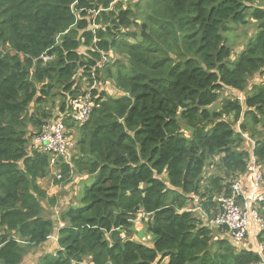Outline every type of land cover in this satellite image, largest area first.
Wrapping results in <instances>:
<instances>
[{"label":"trees","instance_id":"trees-1","mask_svg":"<svg viewBox=\"0 0 264 264\" xmlns=\"http://www.w3.org/2000/svg\"><path fill=\"white\" fill-rule=\"evenodd\" d=\"M142 1L0 0V264H21L50 240L57 249L37 264H258L254 247L208 218L252 154L264 171V80L249 84L264 73V9L255 0H145L142 10ZM249 20L257 31L234 57L224 34ZM44 52L55 59L42 66ZM92 74L102 83L92 111L82 124L66 121L75 147L54 164L63 181L73 169L94 179L56 219L38 184L51 159L33 139ZM216 156L221 172L205 177ZM143 213L150 245L132 239ZM258 239L264 245V229Z\"/></svg>","mask_w":264,"mask_h":264},{"label":"built area","instance_id":"built-area-1","mask_svg":"<svg viewBox=\"0 0 264 264\" xmlns=\"http://www.w3.org/2000/svg\"><path fill=\"white\" fill-rule=\"evenodd\" d=\"M94 14H96V11ZM92 27L95 28L96 25L92 24ZM59 36L56 37V40ZM106 58L108 57L102 53L101 61L97 64L98 68L107 60ZM54 59L53 54L44 52L37 60L40 61L42 66H45ZM93 70H95V67H92L91 71ZM79 83L82 90L69 100L68 111L54 120L44 121L33 139L35 145L41 147L40 149L47 155H51L49 156L51 157L49 173H51L50 170H53L51 166L54 165L55 160L60 158L63 162H67L68 151L74 146L75 141L70 140V136H68L70 132L66 127V121L69 120L75 125L84 123L89 118L94 106L92 93L95 89L102 87V83L93 74L90 78H81ZM242 135L244 139L254 145V141L248 135ZM250 160L246 174L248 188L243 186L240 177L232 180L229 185V195L222 194L215 197L217 211L212 217L208 218L210 228H222L225 230L226 236L235 243L244 240L250 224L255 226L258 235L260 230L264 229V217L259 212L260 205L264 204V171L253 154ZM54 177L61 178L60 172L55 174L54 171ZM191 209L205 216V212L199 206H194ZM254 249L259 257L258 264H264L263 243L258 242Z\"/></svg>","mask_w":264,"mask_h":264},{"label":"rangeland","instance_id":"rangeland-1","mask_svg":"<svg viewBox=\"0 0 264 264\" xmlns=\"http://www.w3.org/2000/svg\"><path fill=\"white\" fill-rule=\"evenodd\" d=\"M144 1L145 0L142 1V8H141L142 10L144 9V4H143ZM145 4H146V1H145ZM253 6H259V7L264 9V0H255L253 3ZM145 11H148V9L146 8V5H145ZM257 24H258V22L254 21V20H249L247 23H245L243 25L235 26L233 31L224 34V36L226 37V44L230 47V49L232 51V55L234 57L240 52V49L244 47V45L247 43L249 38L255 34V32L257 31V28H256ZM255 78H257L258 80H264V73H257V74H255V76H253V78H250L249 79L250 85L254 82ZM248 92H251V91H248ZM227 93H228V90L226 92L221 91L220 96L218 98V101L215 104H213L212 108L218 107L220 105L219 103L221 102V99ZM55 100H57V97L55 98ZM228 119L231 120L232 119L231 116H228ZM68 129H70V131H69L70 134L68 135V136H70V140H75L74 138L76 137V135H74V133L72 132V128L68 127ZM261 129H262L261 125H258L257 130H261ZM244 134L246 135V133H244ZM241 145H242V149L249 151L253 144L251 142H248L246 139H244L242 141ZM36 147H39V146H36ZM74 147L75 146H73V148H71L68 151L69 156L72 153ZM39 148H41V147H39ZM48 156H51V155H48ZM68 162H69V158H68L67 162H65V163H68ZM51 167H53L52 168L53 170H50L51 173H49L46 176V178L43 179L41 182L42 186H44L46 189H49L48 193H50V194H47L48 196H46V199L43 201L45 211L49 212V214L51 212V209L53 207H55L57 204H59L58 205L59 207H60V205H62V206L65 205L66 207H69V206L78 204L79 198L81 197L84 188L86 186H89L93 182V179H94L93 176H87L86 178H82V175H85V173H78L75 169H73V177L74 178L71 177V178H69V180L63 181L60 178L54 177V171H55V174L58 173V170H57V167L55 166V164ZM220 167H221V164H220L219 158L217 156L214 158H211L208 161V166H207L206 171L204 172L203 175L205 177H208L212 174H217V173L219 174L221 172ZM70 182H71V184H69ZM222 194L229 195V194H225V192H222L219 194V196ZM48 198H54L55 203L53 205H51L50 200ZM216 204H217V202H216ZM216 209H217V205H216ZM136 233H137V231L133 230L132 234L135 235ZM247 238H248V235H246L244 240L240 243H243V242L246 243ZM258 242H260V241H259L258 237H256V240L254 241L255 245H257ZM148 245H150V243ZM29 251H31V256H30V259H28V264H37L39 258L37 257L36 248H30ZM81 264H91V263H90V260H88V258H86Z\"/></svg>","mask_w":264,"mask_h":264},{"label":"crops","instance_id":"crops-1","mask_svg":"<svg viewBox=\"0 0 264 264\" xmlns=\"http://www.w3.org/2000/svg\"><path fill=\"white\" fill-rule=\"evenodd\" d=\"M49 158L51 159V157H49ZM87 176H91V175L85 174V175H82V178H86ZM71 177H73V174L69 178H71ZM45 178L46 177L38 179V184L46 192V195H47V194H50V193H48L49 189H46L44 186L41 185L42 180L45 179ZM240 180H241L243 186L245 188H248L247 177L244 175V176L240 177ZM69 184H71V182ZM58 205L59 204H57L55 207H53L51 209V212H50L51 217L56 216L55 217L56 219L59 217L60 212H62V210L64 209V206H65V205L64 206L60 205V207H59ZM193 206H195V205H193ZM142 218H143V223L140 222V220ZM149 219H150L149 215H146V214L143 213L142 216L138 217V219L135 220L136 221L135 222V229H136L137 233L132 236L133 240H135L137 242L144 243V244H149V243L152 244L153 236L151 235L150 232L147 231V222H148ZM247 235H248L247 242L249 244H245L244 242L242 244H245V247L247 245L249 247H251V246L254 247L255 246L254 241L256 240V237H258V234H257V230H256L255 226H253V224H250V227L248 229ZM55 236L56 235L52 234V236H50V237L52 239L56 240ZM50 241L51 242H49V243H46V244L40 245L38 247H35L36 250H37V257L38 258H39V256L42 253H45L46 251L47 252H54L57 249L56 248V242L54 243L53 240H50ZM30 256H31V251L28 252V254L25 256V258L23 259L21 264H28V259H30ZM88 260H90V259L88 258Z\"/></svg>","mask_w":264,"mask_h":264}]
</instances>
